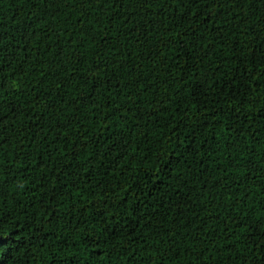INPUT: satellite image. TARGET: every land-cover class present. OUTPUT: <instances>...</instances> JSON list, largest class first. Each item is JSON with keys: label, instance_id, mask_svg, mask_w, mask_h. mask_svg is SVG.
<instances>
[{"label": "trees", "instance_id": "16d2710c", "mask_svg": "<svg viewBox=\"0 0 264 264\" xmlns=\"http://www.w3.org/2000/svg\"><path fill=\"white\" fill-rule=\"evenodd\" d=\"M0 264H264V0H0Z\"/></svg>", "mask_w": 264, "mask_h": 264}]
</instances>
